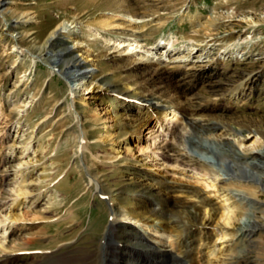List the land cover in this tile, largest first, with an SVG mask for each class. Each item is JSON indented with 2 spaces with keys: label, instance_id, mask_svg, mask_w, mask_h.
Returning a JSON list of instances; mask_svg holds the SVG:
<instances>
[{
  "label": "rangeland",
  "instance_id": "1",
  "mask_svg": "<svg viewBox=\"0 0 264 264\" xmlns=\"http://www.w3.org/2000/svg\"><path fill=\"white\" fill-rule=\"evenodd\" d=\"M5 8L11 10L5 16L11 22L26 15L7 32L15 33L29 52L13 51L10 36L0 42V220L18 219L10 223L0 263L138 261L124 246L134 251L162 246L178 253V232L172 239L157 238L132 219L146 208L135 194L151 189L158 175L171 178L146 155L159 152L162 144L175 160H168V167L179 160L208 165L221 170L222 188L233 186L224 180L231 172L228 165L219 166L214 149L225 141L238 148L242 140L249 149L254 139L244 137L250 130L264 137V0H17ZM3 22L0 17V28ZM61 22L69 28L59 36L57 50L74 33L101 62L83 74L80 82L93 84L79 87L74 102L61 75L65 61L54 66L46 58L47 40ZM31 54L40 56L35 64ZM141 55L161 62L172 81L181 84L164 94L180 114L183 108L203 113L226 128L196 131L179 115L165 137L151 140L148 132L132 133L130 126L142 121L140 101L121 94L142 88V69L133 64ZM199 106L215 110L198 112ZM153 141L157 145L147 152ZM257 146L264 150V140ZM195 178L183 183L196 185ZM101 186L125 194L108 199ZM113 210L125 223L108 237ZM241 213L237 229L248 220ZM242 236L231 238L214 264L231 263L230 256L244 245ZM259 237L264 245V234Z\"/></svg>",
  "mask_w": 264,
  "mask_h": 264
},
{
  "label": "bare ground",
  "instance_id": "2",
  "mask_svg": "<svg viewBox=\"0 0 264 264\" xmlns=\"http://www.w3.org/2000/svg\"><path fill=\"white\" fill-rule=\"evenodd\" d=\"M16 3L17 0H0V17L4 21V26L0 28V42L4 43L6 37H12L15 41L13 51L21 54L29 51L19 45V38L15 36V33H8L7 30L11 26L15 29L22 18H26V15L16 18L12 22L5 17L11 11L5 8V5ZM32 19L33 17H31ZM68 28V23L61 22L53 30L47 40L48 52L46 58L47 63L54 66L65 61L66 65L61 69V75L70 84L73 101L79 87L87 90L89 89L87 84H93L89 81H85L84 84L81 83L80 79L83 74L89 70L94 72L100 68L101 62L93 51L80 44L74 33L68 34L66 42L62 44L65 47L57 50L60 45L58 38ZM72 41L76 42L74 47L66 45ZM31 56L33 57V64L36 63L37 58H40L35 54H31ZM139 57L140 59L133 64L136 68L142 69L139 72L143 81L142 88H137L135 93L131 94L132 90L129 87L125 93L121 94L123 97L131 98L133 96L132 98L140 101L139 108L143 112L140 115L142 121L137 125L130 126L132 133L142 136V134L148 132L151 140L158 139L161 136L165 137L167 136L166 133L171 130V126H176L177 122L180 121L179 115L186 119L187 126L196 131H219L226 128L225 125H222V122L211 119V117L208 118L203 113L197 114L189 111L188 113L185 111L186 108H183L181 112L183 115L180 114L178 109L165 99L164 94L167 89L176 92L181 84L172 81L166 74L161 62L155 61L146 55ZM133 64H130V66ZM71 107L73 106L71 105ZM203 107L206 106H199L198 112H205L209 109L215 110L214 106L213 108ZM153 117L156 119L154 126L151 124ZM156 124L158 125L157 130L154 129ZM82 132L85 134L84 128ZM126 133H129V131L124 132V134ZM84 136L86 138V134ZM141 136L138 137V141L142 139ZM244 139H254L249 144V149H247V145L243 140L239 142V149L229 141L218 143L214 149L220 161L219 166L228 165V170L231 172V174H226L229 177L224 178V180L226 179L233 186L226 188L219 185L221 170L211 169L208 165H192L186 160L181 162L179 160L175 162V165L170 164L169 168L167 165L168 160H173V157L166 153L162 144L159 146L157 142L153 141L149 147L147 146L148 148L146 147L147 149L144 148V151L146 149L148 152L157 145L159 152L151 150V154H147L146 158L150 157L155 162L154 166L162 167L166 175L170 176L171 174V178L160 180L158 175L154 179V183H151L153 186L151 189L135 194L145 200L146 208H144L145 211L142 214H135L132 219L141 224L143 228H147L146 231L144 230L145 232H149L148 234L157 238L172 239L175 235L174 232H178L177 236H179L181 242L178 253L168 252L165 248H161L162 246L146 247L143 251H134L129 246H124L123 251L138 256V261H134L132 264H148V262L151 264H214L220 256L225 255V244L239 234L243 235L240 240L243 239L244 245L239 252L237 251L236 254L230 256L232 262L228 264H239L240 262L244 264H264V245L260 242V237L257 239L259 234H264V200L262 198V195H264V150L257 146V142L264 140V137L263 135L261 137L256 130H250L249 135ZM81 143L83 144V142ZM258 149L260 151L257 152ZM170 151H175L174 147ZM159 157L162 158V161H159ZM149 172V174L152 173L151 169ZM176 176H180L181 179ZM191 177H197L195 178L196 185L183 183L184 178ZM100 189L102 194L105 193L108 196V199L113 193L116 195V199L125 194L124 191H110L102 186ZM241 209L243 211L241 215H247L248 220L242 228L237 229V221L240 220L238 217L239 210ZM118 216L113 210V216L107 226L108 237L114 233L116 234L118 227L125 223ZM121 217L126 218V215L123 214ZM15 220L18 219L13 220L10 215L0 220V248L5 249L8 239L7 233L12 226H10V223L13 224ZM157 224L160 227H157ZM213 237H215V240H213ZM118 245L121 246V244ZM107 262L109 264H122V262L115 260H107Z\"/></svg>",
  "mask_w": 264,
  "mask_h": 264
}]
</instances>
